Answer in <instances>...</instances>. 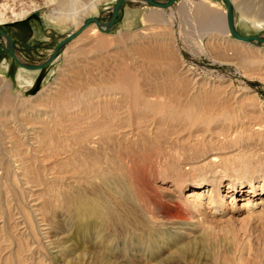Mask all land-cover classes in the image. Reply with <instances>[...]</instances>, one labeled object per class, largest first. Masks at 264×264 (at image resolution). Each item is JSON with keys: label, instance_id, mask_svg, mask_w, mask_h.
<instances>
[{"label": "rangeland", "instance_id": "rangeland-1", "mask_svg": "<svg viewBox=\"0 0 264 264\" xmlns=\"http://www.w3.org/2000/svg\"><path fill=\"white\" fill-rule=\"evenodd\" d=\"M102 1L84 21L110 17L116 0ZM209 1H128L110 31H82L27 91L0 38V264H264V44L227 36ZM234 1L264 14V0ZM32 4L54 6L0 0V10ZM200 4L220 26H199ZM124 6L157 18L120 29ZM0 30L30 64L67 36L38 11Z\"/></svg>", "mask_w": 264, "mask_h": 264}, {"label": "bare ground", "instance_id": "bare-ground-1", "mask_svg": "<svg viewBox=\"0 0 264 264\" xmlns=\"http://www.w3.org/2000/svg\"><path fill=\"white\" fill-rule=\"evenodd\" d=\"M100 1H102V0H44V5H46V6L47 5H54L53 9L50 11L49 14H46L44 11H39V9H41V8H37L39 5H36V4H32V7L22 8V9H20L18 11H14L13 9H10V11H9L10 13L9 14L4 12L6 10H4V11L0 10V24L7 23L9 21H20V20H23L31 12L38 11V13L40 14V17L42 18L43 23L47 24L51 28H56V30L60 31L61 33H66L67 36H68V35H71L74 32H76L83 25V23L85 22L84 21V19H85L84 17L85 16H92L96 12ZM128 1L129 2L133 1L134 2V1H142V0H127L126 3ZM163 1H165V0H163ZM142 2H144V1H142ZM230 2H231L232 10H233V15H234V26H235V28H236V21H238V19H239L241 24H246V22H248L251 25L256 26L258 28H262L264 26V14L251 13V12H249V10H247L245 8H242V7H239V6H237L235 8V10L237 9V12H235L234 11V7L232 5L233 3H235V1L234 0H230ZM209 3H210L211 6H217V5L220 6L222 19H223V16H226V8L222 7L220 3H217V2L212 1V0L209 1ZM179 8H186V7L184 5H182ZM187 8H191V7H187ZM197 8H198V10L195 13L196 17L195 16L194 17L196 18V20H197V22H198L200 27L205 28L204 27L205 24H207V26H211L213 28L220 26L219 19H218L217 15L216 16H214V15L206 16L205 12H202V11H205L204 8H206V7H204L201 4L197 5ZM109 10H110V8H108V11ZM180 11H182V9L181 10L179 9V12ZM212 12L215 13V11H212ZM137 15H138V13L136 11H130V10L124 11L122 23L124 25H126V26L130 25V24H134L135 21L138 20L137 19L138 18ZM99 16H102V14H100ZM99 16L98 17L94 16V17L99 18ZM156 16H157V14L152 11V12H150L149 15L144 14L142 16V21H143V23H145L147 20L148 21H155V18H157ZM204 17H212V20L210 22H206ZM90 18H92V17H90ZM87 19H89V18H87ZM223 22H222V24H223ZM115 23H116V21H115ZM88 26H87V28H85L83 30L82 34H88L89 36L91 35V36L97 37L96 35L99 34L98 30H102V31L107 30L105 26L101 25L99 27L95 23H94V25H90L89 27ZM69 27H73L74 30L73 31H67V29ZM112 28H110V30ZM225 32H226V35L229 36L230 33H229L227 27H226V31ZM257 34L260 37L261 41L253 39L252 42L250 44H248V45H251L252 47H256V46L260 47V46H262V44H264V42H262L263 39H264V30H261ZM0 38L4 41L3 45H4L5 49H6V45L8 44L7 38L5 36H3V35H0ZM232 39L236 40L239 43H243V42H241L240 40H237L234 37ZM243 44H247V43H243ZM62 47L59 49V52L62 49ZM13 49H14V53H15L17 59L22 64H24V65H33L32 63L30 64V63L24 61V59H22V56L19 53V48L15 44H14ZM58 53H57V55H58ZM9 56H10V54H9ZM16 65L20 66L19 76L18 77L21 78V80H22L21 82H28V81H25L26 80L25 79L26 75L23 73L24 70L26 71V69H29L27 71H31V70L35 71L36 69L27 68V67L21 66V65H19L17 63H16ZM30 77H32V76H30ZM27 80H29V79H27ZM24 84H26V83H24ZM1 86H3V87L7 86L6 82L2 81L0 83V88H1ZM104 161H106V160H104ZM205 185H206V183L201 181V182L193 183L190 186L193 189L196 190V189L204 188ZM250 189L245 190V192H252ZM158 213L160 214V216H162L164 218H169L170 220L175 219L176 221L177 220H183L184 217H185L184 212H181L180 210H177V209L172 210V209H170V208H168L166 206L159 207V212ZM123 220L126 221L125 219H123ZM98 243L99 244H103V240H99Z\"/></svg>", "mask_w": 264, "mask_h": 264}, {"label": "water", "instance_id": "water-1", "mask_svg": "<svg viewBox=\"0 0 264 264\" xmlns=\"http://www.w3.org/2000/svg\"><path fill=\"white\" fill-rule=\"evenodd\" d=\"M126 1L127 0H116L115 4L109 10L110 11V17H104L105 20H103V16H99V18L92 17V18L85 20L83 25L76 32H74L71 35L66 36L61 41H59L54 46L53 51L50 54V56L41 64H33V65L22 64L17 59V57L14 53V49H13L14 44H13V41L11 40V38L5 32H2L1 30H0V35H3L7 38L8 44L6 45V49H7L8 53L10 54V56L15 60V62L17 64H19L21 66H25L27 68L40 69V68L44 67L45 65H47L48 63L52 62L54 60V58L56 57L57 53L59 52V49L62 46H64L67 42H69L70 40H72L73 38L78 36L88 25H90L92 23H95L99 27L101 25H103L107 29V30H105V32H108L110 30V28H112L114 26L117 14H118L119 10L121 9L122 5H124L126 3ZM142 1H144L146 4H148L152 7H156L158 9H162V10L163 9H170L175 4V0H165V1H163V0H142ZM222 1L226 5L225 24H226V27H227L229 33L232 35V37L236 38L237 40H240L243 43H247V44H250L253 39L261 41L258 34H252L250 36H244L236 30V28L234 26V15H233L231 2H230V0H222ZM262 42H264V39Z\"/></svg>", "mask_w": 264, "mask_h": 264}, {"label": "crops", "instance_id": "crops-1", "mask_svg": "<svg viewBox=\"0 0 264 264\" xmlns=\"http://www.w3.org/2000/svg\"><path fill=\"white\" fill-rule=\"evenodd\" d=\"M124 8H129L130 10H133V11H137L138 12V15H137V17H138L137 19L138 20L134 24H130L129 26H123L122 19H123V13H124L123 11H124ZM143 8H144V6H143ZM143 8H141V7H139V8H130L128 6H124L122 8V11H121V21H120V25H119V26H121L120 29H123V28H129L130 29L131 27H133V28L136 27V25H138V24H143V21H142V16L144 15L143 14L144 13L143 12ZM32 29H33V37H35L37 39H42V38L45 39L46 38V36H44L41 33L39 26L32 25ZM37 32H39V33H37ZM50 52H52V49L50 50ZM8 66H9V59L5 57L2 60V62H1V67H2V69L7 70L8 69ZM19 70H20V66L17 65V71H16V75H15V84H16V87H18L20 89V91H27V90H29L30 88H32L34 86V84L36 82V79L38 78V74L40 73V69H36L37 71L36 70L35 71L34 70L27 71L29 69H26V71L24 70L23 73L26 75V76L24 75L25 76V79H26L25 81H28V82H21L22 81L21 78L18 77L19 76ZM30 76H32V77H30ZM45 78L47 79L48 76H46ZM27 79H29V80H27ZM24 83H26V84H24Z\"/></svg>", "mask_w": 264, "mask_h": 264}]
</instances>
